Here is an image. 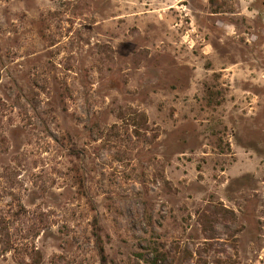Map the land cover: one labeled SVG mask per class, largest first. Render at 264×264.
I'll return each instance as SVG.
<instances>
[{
  "label": "rangeland",
  "instance_id": "1",
  "mask_svg": "<svg viewBox=\"0 0 264 264\" xmlns=\"http://www.w3.org/2000/svg\"><path fill=\"white\" fill-rule=\"evenodd\" d=\"M0 211V264H264V0H0Z\"/></svg>",
  "mask_w": 264,
  "mask_h": 264
},
{
  "label": "trees",
  "instance_id": "2",
  "mask_svg": "<svg viewBox=\"0 0 264 264\" xmlns=\"http://www.w3.org/2000/svg\"><path fill=\"white\" fill-rule=\"evenodd\" d=\"M138 116L140 119L144 118L143 115H138ZM222 211L227 212V210L225 209H222ZM19 212H23V210H20ZM41 217L43 218V215H41ZM40 221H45V220L41 219ZM7 224L8 222L6 221L5 216L3 215L2 211H0V256L7 252L16 251L18 253L20 252V250H22L21 248H19L18 245L15 244V240H13L12 238L13 236L12 234H10ZM32 231H34V228ZM24 251L28 252L29 255L35 254L36 256H38V252L35 250V248L32 245L30 246V248H27L26 246ZM151 264H157V261H152Z\"/></svg>",
  "mask_w": 264,
  "mask_h": 264
}]
</instances>
